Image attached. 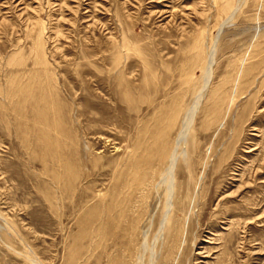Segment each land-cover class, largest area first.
<instances>
[{
  "label": "rangeland",
  "instance_id": "rangeland-1",
  "mask_svg": "<svg viewBox=\"0 0 264 264\" xmlns=\"http://www.w3.org/2000/svg\"><path fill=\"white\" fill-rule=\"evenodd\" d=\"M200 91L178 264H264V0H0V264H148Z\"/></svg>",
  "mask_w": 264,
  "mask_h": 264
},
{
  "label": "bare ground",
  "instance_id": "bare-ground-1",
  "mask_svg": "<svg viewBox=\"0 0 264 264\" xmlns=\"http://www.w3.org/2000/svg\"><path fill=\"white\" fill-rule=\"evenodd\" d=\"M215 1H217V0H215ZM234 4H235V2L233 3V5ZM221 9H222V11H224V10L226 11L228 9L229 10L228 18H230L232 16V14L234 13V11L236 10V5L233 6L232 8H230V6L225 7L223 5ZM203 98H204V93L202 91H200L199 94L197 95L196 101L192 107L190 119L183 125V127L178 132L177 136L175 137V139L173 140L172 143L171 142L170 143L164 142L161 145L159 143V148L157 149V151L153 157L154 162L157 165H155L151 169L152 180L156 179V175L160 171H162V172L164 171V173L166 174L165 178H164L165 174H164L163 178H161L162 182H166L164 184V188H163V193H164L163 195L165 198L166 212L164 213V216H163L162 220L160 221L159 232L156 236L157 240L155 239L154 242L152 243L153 246H152V249L150 250V258H149L150 262L148 264H173V262H175V264H178L183 259L184 250L181 249L180 252L177 251L179 246L182 245L181 240L183 239L182 237H184L183 230H182L181 226L177 222L174 221L173 217L170 214V212L172 211V206L174 204V200L176 199L174 168H175V165H177L176 163H177L178 155H179L178 148L181 145V142L183 143L186 140L188 132H189V126H190V123L192 121V117L197 112L200 101ZM143 161H145V158ZM121 211H122V209H121ZM122 214H123V212H122ZM136 226L138 228V225H136ZM98 227L99 226L96 225V227L92 230L93 237H94L92 240L93 256L97 253V248H98V242H97L98 239H96L97 237L95 235V234H97L96 231H97ZM145 237H146V233H144V240H146ZM103 238H105V237H103ZM178 252H179V254H178Z\"/></svg>",
  "mask_w": 264,
  "mask_h": 264
}]
</instances>
